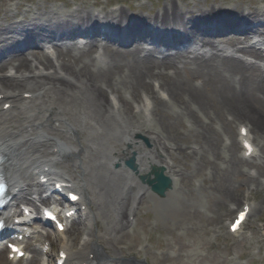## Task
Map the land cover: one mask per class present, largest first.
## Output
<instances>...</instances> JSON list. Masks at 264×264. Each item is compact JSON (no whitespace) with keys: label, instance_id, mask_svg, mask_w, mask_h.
Returning <instances> with one entry per match:
<instances>
[{"label":"bare ground","instance_id":"obj_1","mask_svg":"<svg viewBox=\"0 0 264 264\" xmlns=\"http://www.w3.org/2000/svg\"><path fill=\"white\" fill-rule=\"evenodd\" d=\"M239 8L233 6L222 10L213 6L205 10H192L181 7L176 0H169L151 17H136L122 7L114 11H104L103 8L99 13L89 11L87 7L74 11L46 8L42 11L43 18L6 26L0 24V150L8 157L6 171L13 188L11 204L15 214L9 218V222L20 220L21 224L16 225V229H28L36 239L31 250L36 251L37 255L24 264H49L44 261V257L50 255V252H44L49 236L30 225L34 212L31 211V216L27 217L23 211L14 209L15 203L20 201L27 208L37 210L32 198L15 194L16 190L20 192L25 186L30 195L41 189L38 183L33 182L36 173H46L49 181L53 180L52 176H58L70 184L80 193L81 205L86 206L88 220L99 224L93 209L95 203L89 197L87 177L90 174L84 154L87 148L93 151L96 148L80 142L84 125L93 119L91 110L100 117L102 126L108 124L111 118L108 114L119 116L129 125L124 133V143L119 145L113 141L107 153L111 155L110 164L119 163L125 168V160L135 152L141 175H148L153 166L161 163L148 155L144 157L149 160L144 166L143 157L133 147L136 133L148 136L153 133L151 139L159 154H170L172 145V140L165 136L162 128L155 129L157 132L154 133L152 126L135 116L129 98L136 100L141 91L154 96L159 112L173 114V109H179L183 117L198 128L199 134H195V139L202 144L203 151H209L217 160L225 157L233 165L242 162L249 164L251 158L258 155L254 152V157L247 158L248 149L243 146L244 153L241 154L242 128L247 129L249 141L257 144L260 151L264 150V65L249 59L264 63V52L258 51L264 46V39L259 41L253 38L242 46L237 36L222 44L214 43L210 37L199 36L233 29L237 32L252 31L264 22V6ZM37 11H40V7ZM102 24L109 30L106 34L108 38L123 44L133 39H147L160 48H178L192 42L194 49L185 53L164 54L156 59L152 57L151 49L144 46L136 45L126 52L106 43L99 47L101 52L94 57L97 42L83 41L79 43L82 48L77 43L67 42L77 33L93 35L100 32L99 26ZM262 32L264 28L257 30L260 36ZM55 38L66 40V44L58 45L55 49L56 58L51 51L36 53L34 59L26 56L25 52L17 53L9 61L3 58L5 53L15 54L9 52L13 48L35 46L40 41ZM9 67L15 72L6 73ZM154 84H158L160 90L169 96L172 105L155 97ZM69 93L81 94L83 100L71 98L73 100L69 105H63ZM113 95L120 101L124 119L116 109ZM7 104H10L8 110L5 109ZM75 107H79L80 120ZM85 110L89 119L86 113V118H81V111ZM217 121L222 131L216 127ZM234 123L243 125L239 135L232 129ZM95 130L97 135L102 134L101 129L95 127ZM224 137L230 140L229 146L223 145ZM183 139L176 136L173 141ZM126 145L129 148L123 150ZM183 152H188V148L181 150ZM64 161L71 162L72 167L79 170L74 177L62 171ZM241 176L244 178L236 181L237 187L256 183L255 179ZM234 187L230 194L233 200H238V188ZM143 188L146 192L150 191L146 186ZM49 201L40 197L43 205ZM252 206L246 205L247 219L256 212V207ZM133 211L131 206L126 208L125 201L118 206L120 230L129 224ZM11 212L5 216L8 217ZM81 229L80 221H75L68 229L69 236L75 238L70 244L62 245L67 264H100L96 253L101 248L93 234L80 248L75 249L74 241ZM21 261L10 260L7 254L0 255V264H20ZM138 263L136 260L127 261V264Z\"/></svg>","mask_w":264,"mask_h":264},{"label":"rangeland","instance_id":"obj_2","mask_svg":"<svg viewBox=\"0 0 264 264\" xmlns=\"http://www.w3.org/2000/svg\"><path fill=\"white\" fill-rule=\"evenodd\" d=\"M168 1L0 0V24H14L16 18L18 22L43 18L42 11L46 8L74 11L76 8L83 10L87 7L89 11L99 13L103 8L107 11L122 7L136 17H151ZM176 1L181 7H190L192 10H205L213 6L222 10L233 6H240L239 10L264 6V0ZM38 7L40 11H37ZM29 53L31 52H27ZM137 100L132 103L136 108L135 116L152 126L153 131L162 128L165 136L172 140L174 148L171 154H165L168 156L167 160L164 159L162 155H157L155 145L147 134L135 135V146L139 148L142 156L152 154L156 161H161L168 168L175 180L174 188L165 198H160L146 192L140 181L127 170L117 168L116 163L110 164L111 155L107 150L110 151L111 143L114 141L122 144L124 140L118 125L115 127L114 119L102 126L100 117L91 110L93 119L89 121V125H85L81 140L96 148L95 151L86 150L85 158L90 174L87 177L89 197L95 203L93 208L99 224L88 230L87 220L81 221L83 229L78 235L75 247L83 242L88 230L97 238L102 264H127L128 260L133 259L145 260L149 264H264V235H261L258 227V223L264 224V150L258 151L260 156L252 161L253 165L251 162L233 165L225 157L217 160L209 151H203L202 144L195 139V134H199L198 128L183 117L184 114L180 115L181 112L175 109L173 114H166L159 112L156 106L154 110L144 113L138 107L142 105L140 98ZM64 104L66 105V101ZM151 123L153 124L150 125ZM95 126L102 128L101 135H97ZM240 126L242 124L234 123L232 129L239 134ZM216 127L220 130L218 121ZM176 136L184 139L174 142ZM223 142V145L228 146L230 140L224 137ZM185 148H188V152L181 153ZM64 166L66 172L76 175L71 162H64ZM241 174L248 178H257L254 192L247 189V183L237 187L236 181L244 178ZM233 187L238 188V200H233L230 194ZM140 192L146 194L143 201L137 200L134 220L124 230H120L118 206L125 201L128 208ZM246 204L256 207V212L249 219L244 231L234 236L229 233V225ZM51 238L55 239L56 235L52 234ZM58 242L61 243L60 240Z\"/></svg>","mask_w":264,"mask_h":264},{"label":"water","instance_id":"obj_3","mask_svg":"<svg viewBox=\"0 0 264 264\" xmlns=\"http://www.w3.org/2000/svg\"><path fill=\"white\" fill-rule=\"evenodd\" d=\"M149 184L153 187V190L156 193H158L161 197H165L166 191L172 188V183L170 179L164 177L162 173H156V179L149 180ZM142 264H147V263H142Z\"/></svg>","mask_w":264,"mask_h":264},{"label":"snow or ice","instance_id":"obj_4","mask_svg":"<svg viewBox=\"0 0 264 264\" xmlns=\"http://www.w3.org/2000/svg\"><path fill=\"white\" fill-rule=\"evenodd\" d=\"M73 199H75V197H73ZM246 216H247V210L240 213V215L237 218L236 222L232 226V231L233 232H236L239 229L240 224L244 221ZM16 251H18V250H16Z\"/></svg>","mask_w":264,"mask_h":264}]
</instances>
